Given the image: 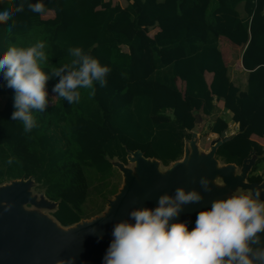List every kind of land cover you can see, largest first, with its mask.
<instances>
[{
  "label": "trees",
  "instance_id": "1",
  "mask_svg": "<svg viewBox=\"0 0 264 264\" xmlns=\"http://www.w3.org/2000/svg\"><path fill=\"white\" fill-rule=\"evenodd\" d=\"M126 1L122 7L111 0H41L46 11L36 13L28 4L37 0H0V10L24 3L22 11L0 23V56L11 46L42 41L48 60L41 68L49 74L71 65L69 49L75 47L111 69L106 86L94 82V94L78 89L80 100L72 104L53 92L59 77H50L48 105L44 112L33 110L37 126L31 132L11 119L15 93L0 73V184L32 176L44 195L57 201L52 215L64 226L90 217L80 216L81 206L88 196L99 200L101 186L116 189L110 182L119 172L112 159L126 163L135 149L162 165L180 158L195 111L210 114L214 96L223 99L238 124L216 156L240 164L250 150L264 152L250 138L264 133V0ZM241 3L244 18L237 8ZM220 35L244 46L243 91L227 74ZM205 72L212 74L209 84ZM164 107L172 108L175 118L155 122ZM224 127L216 117L209 128Z\"/></svg>",
  "mask_w": 264,
  "mask_h": 264
},
{
  "label": "clouds",
  "instance_id": "2",
  "mask_svg": "<svg viewBox=\"0 0 264 264\" xmlns=\"http://www.w3.org/2000/svg\"><path fill=\"white\" fill-rule=\"evenodd\" d=\"M28 7L36 13L46 11L41 0ZM23 8L21 2L0 10V23ZM44 49L45 43L37 41L28 47L11 46L0 56V73L15 93L11 119L20 121L24 132L37 126L33 110L44 112L48 105L46 85L50 77H59L53 92L72 104L80 100L78 89H91L94 94V82L106 86L111 71L75 47L69 49L71 65L53 68L49 74L41 68L48 60ZM13 160L10 157L7 163ZM198 183L202 191L177 187L174 194L159 195L154 208H132L127 219L114 225L102 264H264L261 190L238 187L227 198L211 201L210 209L199 211L195 227L189 230L188 221L178 220L180 213L185 206L200 203L202 192L212 191L207 177L201 176ZM10 208L11 204L5 210ZM96 233V229H90V234ZM74 259H58L56 264H74Z\"/></svg>",
  "mask_w": 264,
  "mask_h": 264
},
{
  "label": "water",
  "instance_id": "3",
  "mask_svg": "<svg viewBox=\"0 0 264 264\" xmlns=\"http://www.w3.org/2000/svg\"><path fill=\"white\" fill-rule=\"evenodd\" d=\"M199 120L195 115L181 158L168 165L144 156L140 149L129 150L126 163L111 160L121 173V186L107 199L102 213L67 226L61 225L52 213L44 212L53 210L57 201L48 199L43 192L38 200L31 190L36 184L32 176L1 183L0 264H56L58 259L68 257H75L74 264H102L114 225L127 219L132 208H154L159 195L174 194L177 187L202 191L198 183L201 176L209 179L212 191L202 192L204 199L200 203L189 204L180 213L178 220L188 221L189 230L195 227L199 211L210 209L211 201L227 198L238 187L261 190L260 199L264 201V176L259 182L246 179L256 159L263 155L252 150L239 166L233 162L220 163L215 156L217 148L231 136L221 131L219 137L209 142V148L203 150L195 127ZM9 204L11 208L5 210ZM90 229H96L97 233L90 234ZM100 233L102 238L98 239Z\"/></svg>",
  "mask_w": 264,
  "mask_h": 264
},
{
  "label": "crops",
  "instance_id": "4",
  "mask_svg": "<svg viewBox=\"0 0 264 264\" xmlns=\"http://www.w3.org/2000/svg\"><path fill=\"white\" fill-rule=\"evenodd\" d=\"M111 1L113 4H119L122 7L127 4L126 0H111ZM237 8H238V11L240 13V16L242 18L246 17V13L243 10V4L242 3L239 4ZM46 16H52V13L48 12ZM156 31H157V28L151 29L149 31V35H153V33H155ZM218 48L221 52L222 59H223L225 65L227 67V74H228L230 80L233 82V84L235 86H237L239 88V90H241V91L245 90L247 69L244 67V65L242 63V59H241L242 53L244 50V46L234 44L225 36L220 35L218 37ZM204 77H205L206 82L209 84V82L212 78V74L209 72H205ZM177 85L180 88V90L183 91L184 85H183V82L181 80H177ZM51 95L54 96L53 94H51ZM212 105L213 106H212L210 114H204L200 109L195 111V113H194L195 115H198V117L200 119L199 122L195 126L198 129V140L202 136L206 140V147L203 149H208L209 148V142L212 139L219 137V134L221 133V132H213L209 128L211 126L214 118H216V117H219L225 121L226 127H224L221 131H224L226 136H231V138H233L235 136V134L238 132V124L232 120V118H231L232 117V111L225 108L223 99L222 98H216L214 96L212 99ZM174 118H175V115H174L172 108L164 107L157 112V114L154 117V121L155 122L168 121V120H173ZM194 124H195V122H194ZM189 131H190V129H188V132ZM231 138H229L227 141H229ZM250 138L264 147V133H263V136H258V135L252 134L250 136ZM185 139L183 140V144H184ZM227 141H225V142H227ZM252 150H254L256 152L255 149H252ZM252 150H250V151H252ZM182 154H183V147H182ZM257 154H260L263 156L256 159V161L252 167L253 170L251 169L247 176H261L263 178V176H264V152L257 153ZM215 156H216V154H215ZM115 159L116 158H114L112 160H115ZM217 159L220 163H225L220 158L217 157ZM243 159H244V157L242 158L240 164L242 163ZM233 163H235L238 166L240 165V164H237L236 162H233ZM113 167L116 168L115 166H113ZM120 186L121 185H119L118 188ZM117 189H116V191H117ZM111 197H112V195H110L109 198H111ZM107 199H106V201H107ZM106 205H107V203L105 204V208H106ZM56 207L53 210H51V213L56 209ZM105 208H104V210H105ZM90 217H92V216H90Z\"/></svg>",
  "mask_w": 264,
  "mask_h": 264
},
{
  "label": "rangeland",
  "instance_id": "5",
  "mask_svg": "<svg viewBox=\"0 0 264 264\" xmlns=\"http://www.w3.org/2000/svg\"><path fill=\"white\" fill-rule=\"evenodd\" d=\"M198 141H199L198 143L200 145L199 147L201 149H203V148L206 147V140L203 138V136L200 137V139ZM203 150H205V149H203ZM119 174L114 173L113 176H112V178H111V182H110L111 184H115L116 189L122 183L121 173L119 172ZM5 182H7V181H5ZM5 182H3V183H5ZM103 183L105 184V180L103 181ZM100 189H102L103 191H102V195H101V197H100L99 200L96 199L95 196H93V197L88 196L86 198V201L84 202V204H82L81 209H80V216L81 217L95 216L97 214L102 213V211L105 208V204L107 203L106 199L109 198V197H106V196L107 195L110 196V194L113 195V193L116 191V189H114L112 187H110L108 189L107 188L105 189V187L101 186ZM100 189H97V194L99 196L101 194L100 193ZM31 190L33 191V193L36 194V197H37L38 200L41 199V196H42L41 195L42 194V188L40 186H38V184H33L31 186ZM27 207H29V205H27ZM44 212L47 213V214L48 213L49 214L51 213V211H48V210H44ZM82 219H84V218H82Z\"/></svg>",
  "mask_w": 264,
  "mask_h": 264
},
{
  "label": "flooded vegetation",
  "instance_id": "6",
  "mask_svg": "<svg viewBox=\"0 0 264 264\" xmlns=\"http://www.w3.org/2000/svg\"><path fill=\"white\" fill-rule=\"evenodd\" d=\"M246 179L249 182H259L262 179V177L261 176H247Z\"/></svg>",
  "mask_w": 264,
  "mask_h": 264
}]
</instances>
